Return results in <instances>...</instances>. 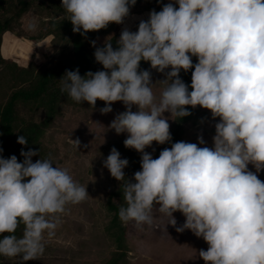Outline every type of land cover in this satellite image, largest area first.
I'll return each mask as SVG.
<instances>
[{"label": "clouds", "instance_id": "9594fccd", "mask_svg": "<svg viewBox=\"0 0 264 264\" xmlns=\"http://www.w3.org/2000/svg\"><path fill=\"white\" fill-rule=\"evenodd\" d=\"M136 3L61 0V8L73 32L86 35L123 24ZM175 4L150 11L136 31L124 27L115 48L109 37L100 47L91 41L103 70L83 76L78 68L66 70L60 92L93 109L97 100L103 101L101 115L111 113L115 102L125 107L108 129L127 134L124 146L141 154L140 170L127 178L129 161L115 147L102 162L121 182L118 218L123 224L144 231L158 228L160 218L166 220L164 231L167 225L178 233L190 230L208 245L198 252L205 264H264V181L258 178L264 171V0ZM28 28L35 31L37 25L32 22ZM192 57L198 62L193 64ZM141 61L164 79L154 83L152 72L140 68ZM190 69L188 85L180 72ZM187 106L219 118L212 147L200 135L204 146L178 141L154 159L145 149L153 142H171L168 120L191 115ZM70 141L76 149L81 146L79 138ZM17 143L26 146L28 139L19 135ZM20 156L22 162L16 155L0 156V234H6L0 238V256L24 264L44 254L45 235L48 240L55 236L66 206L89 194L68 169L55 165L51 154L42 158L40 150L22 148ZM34 156L40 159L33 162ZM176 212L185 217L182 225L177 226Z\"/></svg>", "mask_w": 264, "mask_h": 264}, {"label": "trees", "instance_id": "16d2710c", "mask_svg": "<svg viewBox=\"0 0 264 264\" xmlns=\"http://www.w3.org/2000/svg\"><path fill=\"white\" fill-rule=\"evenodd\" d=\"M167 3L166 0L159 2L137 0L135 6L130 8L128 17L149 13L152 10L160 11ZM174 6L178 7V4ZM29 13L40 19L41 25L36 32L23 28L22 18ZM142 19L147 20L148 15ZM139 22L140 20L135 23L134 31L137 30ZM117 25L111 23L105 29L81 35L73 32L71 22L67 20V14L61 8V0H0V148L3 149L0 156L8 158L16 155L18 161L22 162L21 149L27 151L31 148L40 150L42 158H47L51 154L56 165L57 136L65 133L74 123H80L79 121L87 118L94 110L87 102L78 104L66 93L62 94L59 80L66 70L78 68L82 76L88 71L103 70L102 65L95 61V48L91 41L97 42L99 38L108 36V39H112L115 48L118 40V34L115 33ZM8 32L17 38L33 42H40L50 37L44 55L45 60H31L26 64L5 57L1 52V46L3 36ZM105 41L97 42L96 46H103ZM192 61L193 64L198 62L196 57H192ZM140 68L152 72L154 83L164 79L163 74L151 69L149 62L141 61ZM192 71L194 69L180 72V78L188 85L191 84ZM103 103L97 100L95 108ZM187 107L191 115L171 120V142L163 145L155 143L153 147L155 151L152 153L154 159L158 158L164 148H170L171 143L183 141L187 126L197 128L205 126L207 110L199 106ZM19 135H24L28 139L26 146L17 143ZM124 140L117 138L100 147V157H94V154L91 156V168L81 163L80 171L73 176L74 180L83 184L94 170L98 173L96 167L102 164L113 147L120 152L122 159H128L129 165L124 172L127 178H131L140 170L141 154L134 149L126 148ZM37 159H40V156L32 157L33 162ZM120 186L121 182L114 179L113 184L105 190L103 200L93 201L91 205L80 203L84 208L83 218L90 223L91 229L85 232L84 225L79 224L75 229L78 230L80 238L73 247L51 248L45 243V250L49 248L52 253L49 262L61 264L68 258L69 264H84L81 260L93 250L100 259L99 264L128 263V246L125 237L127 224H123L118 218L119 207L123 204ZM20 231L18 229L16 235L19 236ZM2 235L6 234H0V238ZM45 255L44 252L39 258L42 259ZM57 255L59 257L56 258ZM7 259L10 258L0 256V264H5Z\"/></svg>", "mask_w": 264, "mask_h": 264}, {"label": "rangeland", "instance_id": "374dc122", "mask_svg": "<svg viewBox=\"0 0 264 264\" xmlns=\"http://www.w3.org/2000/svg\"><path fill=\"white\" fill-rule=\"evenodd\" d=\"M166 2H173L175 0H166ZM176 5V4H175ZM149 13L135 14L125 19L123 24H118L115 33L118 34V39L121 30L124 27H128L131 31H134L135 23L147 16ZM35 22L37 25L36 32L40 25V19L34 16L32 13L26 14L22 18L23 28L30 31L28 25ZM108 38L104 36L98 39L97 42H103ZM50 37L45 38L40 42H33L23 38H17L11 33H5L2 39L1 52L5 57H10L18 62L28 63L31 60L44 61L45 53L47 52V46ZM157 95H159L160 89H154ZM104 103L97 106L91 111L87 118L79 121L80 123H74L71 128L65 133H61L57 136L56 146L58 148V162L56 166L66 168L69 174L74 176L77 171H80V164L83 163L85 167L91 168V156L100 157L99 148L103 147L108 141L122 138L126 139L127 134L122 133L117 135L114 130H109L108 125L115 118V116L125 111V107L122 102H115L111 105L113 111L106 115H101L99 109L104 107ZM136 108L133 107V111ZM208 117L205 126L201 128L187 126L183 141L190 143H197L199 145L197 137L202 135L206 142V146L212 147V137L215 135V123L219 122V118L213 120L211 112L207 110ZM166 117H169V113H165ZM171 118L168 122L171 123ZM71 139H77L81 141V146L76 147L71 143ZM156 142H153L151 147L145 149L149 153H153V147ZM87 145V147H84ZM55 167V166H54ZM98 173L94 172L84 180V185L87 187L89 197L83 201L84 203L91 205L93 201L103 200L105 190L113 184L114 178L111 177L109 171L102 167L100 164L96 167ZM249 170L255 172L254 167L250 164ZM258 178L264 181V171L258 173ZM84 208L79 204L66 206L65 213L61 214V223L56 229L55 236L48 240L45 235V243L49 247H73L75 242L80 238V234L77 228L79 224L84 225V231L89 232L90 223L86 222L83 218ZM177 220V226L182 225L185 221V217L176 212L173 214ZM166 223L164 219H157L158 228L147 229L139 231L132 223L126 225V242L128 246L127 252V264H205L203 259L198 257V252L201 249L207 250L208 245L202 238H197L190 230H185L183 233H178L171 225L166 226V231L163 230V225ZM85 236V235H84ZM87 236V235H86ZM93 249V248H92ZM45 256L42 259L32 260L24 262V264H55L51 261V250L47 248L45 250ZM49 254V256H48ZM56 258L59 255L55 256ZM55 258V259H56ZM48 260V261H47ZM84 264H99L100 259L91 250L90 254L81 260ZM80 261V262H81ZM5 264H18L17 259H7ZM61 264H69L68 258Z\"/></svg>", "mask_w": 264, "mask_h": 264}]
</instances>
